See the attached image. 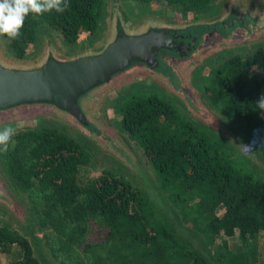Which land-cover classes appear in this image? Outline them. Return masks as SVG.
Masks as SVG:
<instances>
[{
	"label": "trees",
	"instance_id": "obj_1",
	"mask_svg": "<svg viewBox=\"0 0 264 264\" xmlns=\"http://www.w3.org/2000/svg\"><path fill=\"white\" fill-rule=\"evenodd\" d=\"M133 1L191 12L215 0ZM67 3L63 13L29 14L17 39L4 35L10 51L23 57L43 27L60 34L65 45L76 44L82 32L94 33L104 0ZM209 74L210 103L264 156V110L255 105L264 96V48L232 56ZM121 126L143 149L193 236L177 233L124 176L106 169L83 181L79 171L90 161L89 149L62 128L42 126L15 135L4 169L17 190L36 185L47 192L39 221L58 235L61 248L69 255L82 250L81 264H264L263 174L158 95L133 94L124 103ZM219 207L220 213L208 216ZM89 220L103 225L101 238L88 236ZM230 237L239 239L235 249L229 248ZM1 254L12 255L10 264H43L26 236L0 225Z\"/></svg>",
	"mask_w": 264,
	"mask_h": 264
},
{
	"label": "rangeland",
	"instance_id": "obj_2",
	"mask_svg": "<svg viewBox=\"0 0 264 264\" xmlns=\"http://www.w3.org/2000/svg\"><path fill=\"white\" fill-rule=\"evenodd\" d=\"M241 2L249 6L264 4V0H241ZM223 3L224 0H215L205 10L180 12L174 7H165L157 3L143 5L133 0H117L116 4H113V0H104L103 13L98 28L92 34L82 33L79 36L75 52L92 51L99 43H102L107 37L110 22L117 17L116 14H119V17L126 16L130 20H136L143 15L177 19H203L210 17ZM114 5L117 6V8L115 6L116 12L113 9ZM257 12L259 14V10ZM262 15L264 16V12ZM246 40L247 38H244L242 34L237 44L217 46L214 54L203 55L193 68L188 70V79L192 84L191 91L194 97L182 98L171 93L172 90L166 87L167 79L161 86L148 78L139 77L134 81L129 80L109 90L99 99L96 122L113 137L117 145L116 147L113 146L114 148L110 147L112 146L111 143L104 144L93 135H89L73 120L72 116L63 112L50 113L44 112L42 109L16 110L11 116L7 115L6 118L0 120V128L11 126L16 129L15 135L42 126L62 128L81 141L91 153L89 163L83 165L79 171V177L83 181L95 178L103 170H112L139 188L142 195L150 201L156 213L171 223L177 233L182 236H193L180 220L178 211L171 204L168 194L159 187L156 174L143 149L122 130L123 106L132 98L133 94L143 97L155 94L165 98L181 115L213 134L240 156L244 164L264 175V156L239 131L236 124L228 119L222 108L210 103L205 91L211 68L232 56L244 58L251 55L256 49L264 48V36L254 39L256 42L253 41L252 43ZM70 47L63 43L60 34L43 27L40 29L36 40L26 48L25 55L22 58H17L8 47V39L4 35L0 36V54L8 61L32 62L39 59L47 51L60 48L69 49ZM15 135L12 138L13 143ZM9 146L10 148L14 147L13 144ZM12 150L14 151V149ZM4 153L6 152H0V225L26 236L31 241L43 264H81V260H85L86 254L73 247L74 253L69 255L67 250L61 248L58 235L50 226L39 221L38 213L46 203L45 195L47 192L39 190L36 185L25 191L14 188L5 173ZM220 208L208 216L220 213ZM87 227L88 230L90 229L88 236L101 238L104 235L103 225L98 226L95 221L89 220ZM228 241L231 249H235L240 244L237 237H230ZM12 259V255L1 254L0 264H10Z\"/></svg>",
	"mask_w": 264,
	"mask_h": 264
},
{
	"label": "flooded vegetation",
	"instance_id": "obj_3",
	"mask_svg": "<svg viewBox=\"0 0 264 264\" xmlns=\"http://www.w3.org/2000/svg\"><path fill=\"white\" fill-rule=\"evenodd\" d=\"M116 2L117 0H113V4ZM115 6L113 9L116 12ZM263 12V3L249 6L241 0H224L215 13L203 19L143 15L136 20H130L126 16L119 17V14H116L117 17L110 22L106 39L92 51L83 54L100 53L120 35L129 37L152 33L156 35L155 46L145 60L134 61L127 69L114 74L108 81L83 95L79 100L83 120L74 116L73 120L89 135L104 144L111 143L110 147H116L113 137L96 122L99 99L117 85L139 77L148 78L161 86L167 79L166 87L172 90L171 93L182 98L194 97L188 70L193 68L203 55L214 54L217 46L239 43L242 34L247 38L246 41L251 43L254 39L263 37Z\"/></svg>",
	"mask_w": 264,
	"mask_h": 264
},
{
	"label": "water",
	"instance_id": "obj_4",
	"mask_svg": "<svg viewBox=\"0 0 264 264\" xmlns=\"http://www.w3.org/2000/svg\"><path fill=\"white\" fill-rule=\"evenodd\" d=\"M155 37L120 35L98 54L76 53L73 46L47 51L32 62L8 61L0 54V120L21 109L63 112L83 120L80 98L134 61L145 60Z\"/></svg>",
	"mask_w": 264,
	"mask_h": 264
},
{
	"label": "clouds",
	"instance_id": "obj_5",
	"mask_svg": "<svg viewBox=\"0 0 264 264\" xmlns=\"http://www.w3.org/2000/svg\"><path fill=\"white\" fill-rule=\"evenodd\" d=\"M68 6L67 0H0V36L15 40L29 14L42 15L53 10L63 13ZM255 105L264 110V96ZM15 134L16 129L11 126L0 128V152L8 150Z\"/></svg>",
	"mask_w": 264,
	"mask_h": 264
},
{
	"label": "crops",
	"instance_id": "obj_6",
	"mask_svg": "<svg viewBox=\"0 0 264 264\" xmlns=\"http://www.w3.org/2000/svg\"><path fill=\"white\" fill-rule=\"evenodd\" d=\"M82 33H88V32H82ZM82 33H81V34H82ZM81 34H80V35H81ZM68 46H71V47H73V46H74V47H75V46H76V44H74V45H68Z\"/></svg>",
	"mask_w": 264,
	"mask_h": 264
}]
</instances>
